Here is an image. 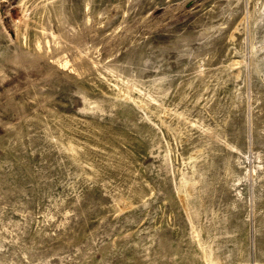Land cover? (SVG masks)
<instances>
[{"label":"rangeland","instance_id":"1","mask_svg":"<svg viewBox=\"0 0 264 264\" xmlns=\"http://www.w3.org/2000/svg\"><path fill=\"white\" fill-rule=\"evenodd\" d=\"M0 264H264V0H0Z\"/></svg>","mask_w":264,"mask_h":264}]
</instances>
